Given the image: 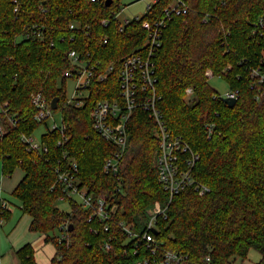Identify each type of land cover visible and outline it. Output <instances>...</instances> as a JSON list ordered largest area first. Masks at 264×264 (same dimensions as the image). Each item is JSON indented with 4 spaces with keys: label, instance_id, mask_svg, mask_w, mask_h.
<instances>
[{
    "label": "trees",
    "instance_id": "obj_1",
    "mask_svg": "<svg viewBox=\"0 0 264 264\" xmlns=\"http://www.w3.org/2000/svg\"><path fill=\"white\" fill-rule=\"evenodd\" d=\"M107 1L0 0V163L4 176L17 168L25 172L13 195L31 217L30 230L54 244L50 264L136 261L139 254L124 244L115 223L124 221L140 231L157 206L165 213L157 218L155 236L164 248L187 254L190 264H207L208 256L211 264H228L246 259L251 249L261 253L256 264H264V102L257 99L252 76L253 69L264 70V29L259 26L264 0H182L188 12L166 22L154 58L158 106L171 132L199 154L193 176L209 188L203 194L189 186L172 199L155 167L159 141L152 115L143 107L134 110L120 169L109 174L104 163L117 146L96 132L90 113L96 101L121 97L122 58L144 47L143 22L163 19L175 0L154 2L123 30L121 0ZM71 49L100 61L103 69L115 67L105 80H94L81 106L67 103L63 75L72 67ZM208 72L240 89L233 106L210 85ZM189 87L192 95L186 93ZM37 94L49 104L59 98L56 111L63 116L68 141L35 118ZM43 123V148L30 150L23 136L33 135ZM70 160L77 162L80 184L95 197L105 196L114 208L109 231L98 219L89 221L92 211L72 198L70 212L57 207L65 195L58 170L69 168ZM110 237L113 248L106 251L102 243ZM17 257L20 264H37L31 243L19 248Z\"/></svg>",
    "mask_w": 264,
    "mask_h": 264
},
{
    "label": "built area",
    "instance_id": "obj_2",
    "mask_svg": "<svg viewBox=\"0 0 264 264\" xmlns=\"http://www.w3.org/2000/svg\"><path fill=\"white\" fill-rule=\"evenodd\" d=\"M150 7L151 5L148 6V9ZM187 12V5L182 0H175L164 9L165 16L163 19L154 23L143 22V27L147 30L144 47L125 55L118 71L121 97L96 101L90 113L92 125L96 132L104 140L117 146V149L104 163V169L109 174H117L120 169L121 159L128 143V122L134 110L143 107L152 115L155 122V133L159 141L155 167L159 181L164 190L169 193L171 199L189 186H194L203 194L209 191L207 186L196 181L193 176V168L199 159V154L192 149L182 135H176L168 128L163 113L158 106L160 96L156 92L157 76L154 58L161 46L163 30L167 26L166 22L174 15L179 16ZM129 21L127 20L126 23ZM102 23L106 26L109 21L104 19ZM259 26L260 29H264V21L261 20ZM75 27L74 23L71 24L72 29ZM123 27L124 24L120 22V30H123ZM257 31L258 28L253 29L254 33ZM105 42H107V38ZM67 55L72 67L66 70L63 76L66 80L72 79L74 82V92L72 96H68L67 103L81 106L90 96L94 80H105L114 72L115 67L110 64L103 69L100 61L95 62L92 59L82 58L77 49L69 50ZM208 75L212 76V73L208 72ZM252 76L254 77L253 86H256L259 90L257 99L264 102V70L260 68L253 69ZM186 93L192 95V88H187ZM239 94L240 89L235 88L228 90L224 95H219V97L223 100L228 98L237 101ZM34 104L37 109L35 118L38 121H48L54 118L57 109H54L52 103L49 104L43 95L37 94L34 97ZM51 129L59 130L64 135V141H68V137L65 135L67 127L63 122L62 114L60 123H57L54 118ZM23 140L30 150L38 151L43 148L42 143L36 142L33 135H24ZM78 172V165L74 160H70L69 168L58 170L59 180L65 194L63 197H78L77 203L92 211L89 221L98 219L104 230L109 231L114 208L105 196L95 197L87 187H83L80 184ZM8 210V201L0 199V222L4 218L3 214ZM164 213L165 209L156 207L152 211L150 219L140 231L135 230L124 221L115 223L125 235L124 244H131L134 253L140 256L139 259L128 264H190V258L187 254L164 248V242L155 236L154 230L158 228L157 218ZM62 229L64 230L63 227ZM91 230L98 232V229L94 227ZM62 239H64V235H61L60 240ZM112 240V237H110L102 243L106 251L113 248ZM142 249L147 251V254L142 253ZM206 263L211 264L210 256L206 258Z\"/></svg>",
    "mask_w": 264,
    "mask_h": 264
},
{
    "label": "rangeland",
    "instance_id": "obj_3",
    "mask_svg": "<svg viewBox=\"0 0 264 264\" xmlns=\"http://www.w3.org/2000/svg\"><path fill=\"white\" fill-rule=\"evenodd\" d=\"M154 2L155 0H121L119 2L121 8L120 13L118 14L119 22L125 25L127 20H133L135 18L144 16L148 11V6L152 5ZM209 83L220 95L226 94L227 91L231 89L229 82L222 76H209ZM66 92L67 96L69 97L72 96L74 92V82L72 79H68L66 82ZM54 118L57 123H60L61 113L59 111H56ZM54 118L47 121V125L50 128L54 123ZM46 131L47 126L44 123L41 124L33 133L35 141L41 144L42 135ZM21 174L22 170H17L11 178L7 175L4 176L2 173V165L0 163V190L2 189V192H0V194L3 198L14 205L11 209V215L9 219L3 218L2 222H0V249L5 254L13 255L15 261L13 260L12 262H14L15 264H19V261L16 257L17 249L23 247L28 243H35L33 244V247L36 249H41L40 242L34 241L37 239L35 235L36 233L30 231L31 217L22 212L20 208L21 202L13 195L12 187L16 184ZM70 197L78 201V197ZM56 205L63 211H71L70 199L67 197H61L60 199H58ZM57 235L60 236L61 232L58 231ZM48 244V247L44 249L45 257L47 260L51 258L53 249V244ZM37 259L45 264L43 254H41L40 252L37 254ZM260 259L261 253L255 249H251L246 259L237 257L231 260V262L228 264H256ZM10 261V257L8 256L4 262L7 264H11L12 262Z\"/></svg>",
    "mask_w": 264,
    "mask_h": 264
},
{
    "label": "crops",
    "instance_id": "obj_4",
    "mask_svg": "<svg viewBox=\"0 0 264 264\" xmlns=\"http://www.w3.org/2000/svg\"><path fill=\"white\" fill-rule=\"evenodd\" d=\"M17 170H22V169L17 168V169L13 172V174L10 175V176H8V177L11 178ZM24 175H25V172L22 170V174L20 175V178L18 179V181L16 182V184L12 187L13 190L16 188V186L19 184V182L23 179ZM0 192H2V189L0 190ZM0 199L6 200L5 198H3V197L1 196V194H0ZM6 201H7V200H6ZM8 203H9V207H10V209H9L10 213H9L7 219H9V217H10V215H11V209H12V207L14 206V205H13L12 203H10L9 201H8ZM20 208H21V207H20ZM30 231H31V230H30ZM32 232H33V231H32ZM34 233H36V232H34ZM35 235H36V238H37V239L34 240V241L40 242V244H41V249H38V248L36 249V248H34V249H35V258H36V262H37V264H44V263H42L40 260L37 259V254H38L39 252H40L41 254H43V258L45 259V264H50L51 259L54 257V255H55V253H56V248H55L54 244L51 243V242H46V241H45V237H44L43 235H40L39 233H36ZM48 243L53 244V249H52V256H51V258L47 260L46 257H45L44 249H45L46 247H48V245H49ZM33 244H35V243H33ZM33 244H32V245H33ZM17 250H18V249H17ZM17 250H16V254H17ZM8 256L10 257V260H11L10 262H12V261L14 260L13 255L5 254V253H3V252L1 251V249H0V264H7V263H5L4 261H5V259H6ZM14 256H15V254H14ZM16 257H17V256H16ZM17 259H18V257H17ZM14 261H15V260H14ZM18 261H19V259H18ZM18 263L20 264V262H18ZM9 264H10V263H9ZM11 264H15V263L12 262Z\"/></svg>",
    "mask_w": 264,
    "mask_h": 264
},
{
    "label": "water",
    "instance_id": "obj_5",
    "mask_svg": "<svg viewBox=\"0 0 264 264\" xmlns=\"http://www.w3.org/2000/svg\"><path fill=\"white\" fill-rule=\"evenodd\" d=\"M112 2V0H108L107 1V5H109L110 3ZM58 97H56V98H54L53 99V101H52V107L54 108V109H57V107H58ZM224 101L227 103V104H229L230 106H233L235 103H236V100L235 99H228V98H226V99H224ZM70 229H72V225L70 226Z\"/></svg>",
    "mask_w": 264,
    "mask_h": 264
}]
</instances>
